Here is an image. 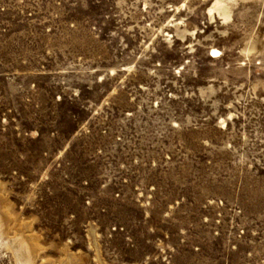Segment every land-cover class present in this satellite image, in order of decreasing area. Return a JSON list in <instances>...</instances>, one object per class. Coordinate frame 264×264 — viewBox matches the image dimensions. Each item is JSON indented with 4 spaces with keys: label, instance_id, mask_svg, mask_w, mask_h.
<instances>
[{
    "label": "rangeland",
    "instance_id": "1",
    "mask_svg": "<svg viewBox=\"0 0 264 264\" xmlns=\"http://www.w3.org/2000/svg\"><path fill=\"white\" fill-rule=\"evenodd\" d=\"M21 240L264 264V0H0V264Z\"/></svg>",
    "mask_w": 264,
    "mask_h": 264
},
{
    "label": "bare ground",
    "instance_id": "2",
    "mask_svg": "<svg viewBox=\"0 0 264 264\" xmlns=\"http://www.w3.org/2000/svg\"><path fill=\"white\" fill-rule=\"evenodd\" d=\"M213 7L216 9V11L220 10L222 8V6H220L219 3L214 4ZM223 14L224 15L226 14L225 11H224ZM211 51L214 54L213 57H216L218 54H220V52L217 49H213ZM17 247L20 249L21 253H24V257H25V260L23 261L24 264H30L31 254L29 253L30 251L28 249V246H27L26 242L24 240L19 241L18 244H17Z\"/></svg>",
    "mask_w": 264,
    "mask_h": 264
}]
</instances>
